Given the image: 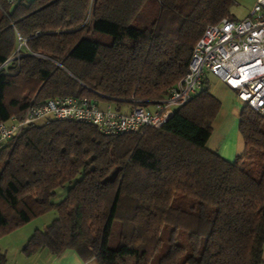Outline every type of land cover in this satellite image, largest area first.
<instances>
[{"label":"trees","instance_id":"1","mask_svg":"<svg viewBox=\"0 0 264 264\" xmlns=\"http://www.w3.org/2000/svg\"><path fill=\"white\" fill-rule=\"evenodd\" d=\"M237 1L0 0V123L62 96L151 109L186 76L206 28L235 20ZM209 77L158 129L110 136L53 120L1 145L0 240L55 211L27 257L264 264V118L242 108L234 162L211 151L221 102Z\"/></svg>","mask_w":264,"mask_h":264},{"label":"built area","instance_id":"2","mask_svg":"<svg viewBox=\"0 0 264 264\" xmlns=\"http://www.w3.org/2000/svg\"><path fill=\"white\" fill-rule=\"evenodd\" d=\"M207 74L225 83L240 102L264 118V0H258L243 21L224 19L208 26L194 49L188 73L153 110L135 106L121 113L87 96H62L42 104L33 101L22 118L0 123V146L17 139L31 125L53 120L94 125L110 136L161 128L176 107L199 93Z\"/></svg>","mask_w":264,"mask_h":264},{"label":"rangeland","instance_id":"3","mask_svg":"<svg viewBox=\"0 0 264 264\" xmlns=\"http://www.w3.org/2000/svg\"><path fill=\"white\" fill-rule=\"evenodd\" d=\"M257 2L258 0H238L232 9V14L235 20L243 21L247 19ZM209 79L212 83V91L214 95H216V88L219 80L211 75ZM219 101L221 102V109L215 119L213 134L208 143V147L218 149L227 158L236 160L238 158V145H240L239 110L245 107V105L239 101L237 93H234L233 101L230 104H227L221 99H219ZM38 124H43V122H38ZM68 190L69 186L59 189L54 202L57 203L64 200L67 196ZM56 218V212L52 211L49 214L22 226L20 229L14 231L5 242H0V250H2V244H6L8 241L12 243V247H15L20 241H24L25 239L29 240L36 230H44ZM126 260L127 264H136V260L132 257H129Z\"/></svg>","mask_w":264,"mask_h":264},{"label":"crops","instance_id":"4","mask_svg":"<svg viewBox=\"0 0 264 264\" xmlns=\"http://www.w3.org/2000/svg\"><path fill=\"white\" fill-rule=\"evenodd\" d=\"M216 91H217V94L215 96L218 99H221L222 101L226 102L227 104H230L233 101L234 93H236L235 91L227 87L226 84L223 83L221 80H219ZM106 105H109V104L102 102V106L105 107ZM135 106L136 105H124L122 108H120L117 111L121 113H129L132 111V109ZM154 108L155 106H153L151 110H153ZM241 110H239V119H240ZM239 140H240V145H238V151H237L238 157L242 156L245 152V143H244V139L241 134H240ZM208 148L213 152L219 153L223 158H225L226 160L230 162L235 161V159L227 158L218 149L210 148V147ZM10 235L0 240V242L1 243L5 242V240H7V238ZM29 240L28 239H25L24 241L22 240L15 247L11 246L12 243L10 241H8L6 244H2V248H1L2 250L0 251L6 252L8 256V264H98V261L96 259L90 260L88 262H84L75 251H67L61 256H53V255H50L47 251H42L35 256L27 257L23 253V250Z\"/></svg>","mask_w":264,"mask_h":264}]
</instances>
